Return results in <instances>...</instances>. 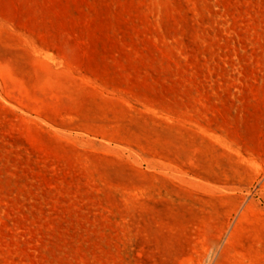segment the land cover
I'll list each match as a JSON object with an SVG mask.
<instances>
[{
	"label": "rangeland",
	"instance_id": "obj_1",
	"mask_svg": "<svg viewBox=\"0 0 264 264\" xmlns=\"http://www.w3.org/2000/svg\"><path fill=\"white\" fill-rule=\"evenodd\" d=\"M0 264H264V0H0Z\"/></svg>",
	"mask_w": 264,
	"mask_h": 264
}]
</instances>
